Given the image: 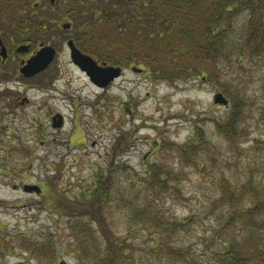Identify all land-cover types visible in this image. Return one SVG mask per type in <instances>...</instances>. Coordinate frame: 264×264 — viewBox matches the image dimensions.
Segmentation results:
<instances>
[{
	"label": "rangeland",
	"instance_id": "obj_1",
	"mask_svg": "<svg viewBox=\"0 0 264 264\" xmlns=\"http://www.w3.org/2000/svg\"><path fill=\"white\" fill-rule=\"evenodd\" d=\"M117 1L92 0L91 12ZM247 23L242 12L228 57L203 64L200 79L172 83L128 69L99 89L65 50L52 69L58 74L0 76V264H99L83 257L73 220L87 226L92 242H81L94 257L107 255V232L136 238L133 264H159L150 240L137 239L143 229L136 218L143 213L159 218L175 245L191 247L189 262L208 263L215 248L208 241L228 210L225 186L264 187V36L248 33ZM246 41L258 45L251 52ZM224 92L241 102L232 139L221 130L234 104H215L218 94L228 99ZM56 113L64 117L62 129L52 128ZM110 175V199L94 203L86 216L81 202L96 196L98 180ZM156 177L167 182L148 189ZM25 185L42 191L27 192ZM245 203L256 204L254 198ZM187 217L195 223L175 227ZM256 219L260 232L264 217Z\"/></svg>",
	"mask_w": 264,
	"mask_h": 264
},
{
	"label": "trees",
	"instance_id": "obj_2",
	"mask_svg": "<svg viewBox=\"0 0 264 264\" xmlns=\"http://www.w3.org/2000/svg\"><path fill=\"white\" fill-rule=\"evenodd\" d=\"M91 1L82 0L81 3L83 24H86L82 30V41L86 46L94 43L97 48L103 49V53L87 49L111 65H143L149 77L155 76L153 79L172 83L203 78L207 72L203 64L228 57L229 39L242 12L248 18L247 32L264 36V0H118L96 12H91ZM131 5L133 8L127 10ZM256 45L250 41L244 43L251 48V52ZM224 94L235 109L231 110L229 120L222 125L221 131H229L232 139L237 133L235 110H241V102L236 100L234 103L230 94ZM156 170L157 173L162 171L160 167ZM156 170H151L150 174L156 173ZM111 176H105L107 180H98L96 196H91L86 203L81 202L88 210L86 216L91 217L89 210L94 203L107 204L112 188ZM166 182L156 177L148 184V189L154 190ZM247 198H254L256 204L247 206ZM222 199L228 205L227 212L223 214L225 223L214 231L211 241H208L210 247L215 248L206 264H264V229L259 232L255 222L257 216L264 217V187H252L251 183L243 187L226 185ZM156 211L160 213V209ZM158 220L156 216L146 217L144 213L138 216L136 223L142 227L143 234L137 239L150 240L151 250L160 258L159 264H193L188 261L192 255L191 247L175 245L171 236L163 235ZM194 223L192 218L187 217L184 221H177L175 227ZM86 227L81 220H73L70 227L82 244V255L86 259H100L99 264H133L136 260L133 249L136 238L128 235L114 238L107 232L104 233L107 255L94 257L86 249L88 242H81L82 237L90 238L89 243L92 242ZM46 244L39 251L41 256L46 254L43 248ZM163 255H166L164 260L161 258Z\"/></svg>",
	"mask_w": 264,
	"mask_h": 264
},
{
	"label": "flooded vegetation",
	"instance_id": "obj_3",
	"mask_svg": "<svg viewBox=\"0 0 264 264\" xmlns=\"http://www.w3.org/2000/svg\"><path fill=\"white\" fill-rule=\"evenodd\" d=\"M81 3L82 0H0V76L34 79L58 74L52 69L58 68L55 64L65 50L70 64L88 77L73 59V47L100 65H111L95 56L82 41ZM43 52L46 56L53 54L52 61L41 73L28 78L22 70ZM122 67L139 75L145 73V67L136 63Z\"/></svg>",
	"mask_w": 264,
	"mask_h": 264
},
{
	"label": "water",
	"instance_id": "obj_4",
	"mask_svg": "<svg viewBox=\"0 0 264 264\" xmlns=\"http://www.w3.org/2000/svg\"><path fill=\"white\" fill-rule=\"evenodd\" d=\"M131 1V0H127ZM53 54H47L46 52L40 53L37 58H35L29 66L25 67L22 71L28 77L32 78L35 75L41 73L52 61ZM73 59L76 64H78L82 70L86 71L91 81L101 87L105 88L109 86L112 82L119 79L122 75V68L108 66L106 64L100 66L92 57L83 54L80 50L73 47ZM215 104L217 105H228L229 101L224 98L222 94H218L215 98ZM53 128L60 129L63 127V117L58 114L53 118ZM24 189L27 192L40 193L41 189L39 186H29L26 185ZM63 264V263H62Z\"/></svg>",
	"mask_w": 264,
	"mask_h": 264
}]
</instances>
